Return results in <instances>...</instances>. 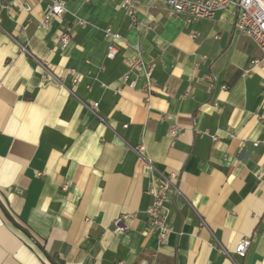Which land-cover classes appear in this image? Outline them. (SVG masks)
Instances as JSON below:
<instances>
[{
    "label": "crops",
    "instance_id": "0c3cea01",
    "mask_svg": "<svg viewBox=\"0 0 264 264\" xmlns=\"http://www.w3.org/2000/svg\"><path fill=\"white\" fill-rule=\"evenodd\" d=\"M44 7L0 2V264H264V62L252 65L261 54L233 29L236 10L191 20L139 0L137 30L119 0H67L41 30ZM74 16L94 26L61 49ZM106 27L140 46L151 94L140 77L120 82L133 52L120 44L106 59ZM139 146L178 178L165 245L147 228Z\"/></svg>",
    "mask_w": 264,
    "mask_h": 264
},
{
    "label": "built area",
    "instance_id": "2783aa9c",
    "mask_svg": "<svg viewBox=\"0 0 264 264\" xmlns=\"http://www.w3.org/2000/svg\"><path fill=\"white\" fill-rule=\"evenodd\" d=\"M45 7L38 28L46 30L49 26V21L54 18H63L67 13V0H44ZM1 2V0H0ZM153 4L160 5L167 9L170 17H178L185 15L191 20L211 19L219 11L225 10L228 7H233L236 10V18L234 30L249 38L260 52V58L252 62L253 66L264 62V0H153ZM139 0H119V8L124 16L129 20L130 26L139 30L142 24L137 20ZM94 26L92 23L79 18L73 17L72 22L65 26L56 37V45L64 49L68 46L73 36L75 28L86 29ZM146 28H148L146 26ZM103 38L107 42L105 57L112 60L118 54V45H123L125 48L133 52V56L126 58L125 64L127 71L120 77V82L133 89L136 86L137 79H143L142 90L147 94H151L153 89V66L147 63L142 58V51L138 44L128 45L125 43L121 34L106 27L100 29ZM75 76L72 79V84L77 83V76L74 71H71ZM135 74L136 78L130 80V74ZM88 108L93 111L97 108V103L90 104ZM181 131L177 125L169 130L171 137H176ZM215 141L216 137L212 136ZM257 145V144H255ZM139 159L145 164L150 178L149 194L151 203L145 210L147 228L150 233L155 234L161 245L168 242L171 233L169 224L170 210L167 203V197L170 193H177V175H164L159 173L149 160L141 153L142 148L139 146L135 149ZM64 189L66 186L63 187ZM129 216H122L114 220V230L116 233H124L129 229ZM250 247V240L242 238L235 246L233 253L239 258H243Z\"/></svg>",
    "mask_w": 264,
    "mask_h": 264
}]
</instances>
